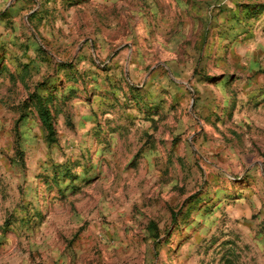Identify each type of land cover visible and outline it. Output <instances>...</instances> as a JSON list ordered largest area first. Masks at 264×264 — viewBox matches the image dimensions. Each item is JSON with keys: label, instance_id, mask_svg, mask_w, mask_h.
<instances>
[{"label": "rangeland", "instance_id": "374dc122", "mask_svg": "<svg viewBox=\"0 0 264 264\" xmlns=\"http://www.w3.org/2000/svg\"><path fill=\"white\" fill-rule=\"evenodd\" d=\"M0 264H264V0H0Z\"/></svg>", "mask_w": 264, "mask_h": 264}, {"label": "trees", "instance_id": "16d2710c", "mask_svg": "<svg viewBox=\"0 0 264 264\" xmlns=\"http://www.w3.org/2000/svg\"><path fill=\"white\" fill-rule=\"evenodd\" d=\"M40 116L43 124L53 133L54 129L49 114L46 111H42Z\"/></svg>", "mask_w": 264, "mask_h": 264}]
</instances>
